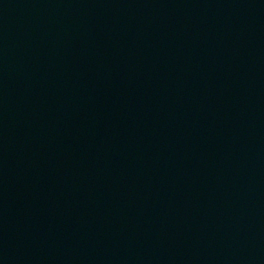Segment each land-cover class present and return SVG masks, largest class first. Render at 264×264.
<instances>
[{"label":"water","instance_id":"obj_1","mask_svg":"<svg viewBox=\"0 0 264 264\" xmlns=\"http://www.w3.org/2000/svg\"><path fill=\"white\" fill-rule=\"evenodd\" d=\"M0 264H264V0H0Z\"/></svg>","mask_w":264,"mask_h":264}]
</instances>
